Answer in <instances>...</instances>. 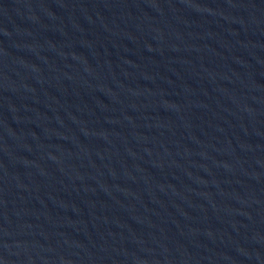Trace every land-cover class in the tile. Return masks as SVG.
<instances>
[{
  "label": "water",
  "instance_id": "obj_1",
  "mask_svg": "<svg viewBox=\"0 0 264 264\" xmlns=\"http://www.w3.org/2000/svg\"><path fill=\"white\" fill-rule=\"evenodd\" d=\"M0 264H264V0H0Z\"/></svg>",
  "mask_w": 264,
  "mask_h": 264
}]
</instances>
